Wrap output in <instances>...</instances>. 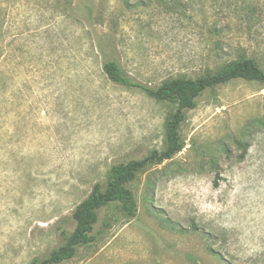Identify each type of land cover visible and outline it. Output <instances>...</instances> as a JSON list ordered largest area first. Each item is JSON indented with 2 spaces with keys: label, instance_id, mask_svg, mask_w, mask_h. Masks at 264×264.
Masks as SVG:
<instances>
[{
  "label": "rangeland",
  "instance_id": "1",
  "mask_svg": "<svg viewBox=\"0 0 264 264\" xmlns=\"http://www.w3.org/2000/svg\"><path fill=\"white\" fill-rule=\"evenodd\" d=\"M240 57L264 69V0H0V264L47 256L112 164L164 148L174 104L105 59L156 87ZM180 136L62 264H264V83L207 90Z\"/></svg>",
  "mask_w": 264,
  "mask_h": 264
},
{
  "label": "trees",
  "instance_id": "2",
  "mask_svg": "<svg viewBox=\"0 0 264 264\" xmlns=\"http://www.w3.org/2000/svg\"><path fill=\"white\" fill-rule=\"evenodd\" d=\"M101 49V46L97 45V50ZM101 69L106 77L116 84L140 88L155 99L174 104V111L166 121L165 146L161 150H151L142 158H131L112 164L107 179L104 182H95L89 194L75 206L72 213V231H60L63 244L53 248L45 257L33 258L28 264H62L74 257L80 246L97 241L104 229L111 225L110 219L103 218L102 227L95 231L100 219L99 210L110 203L117 202L128 214H134L136 204L130 182L139 172L171 159L182 150L184 142L180 136V128L185 121L186 111L194 108L198 98L207 90L237 79L264 83V69L251 57L234 59L205 74L191 73L171 77L156 87L137 81L114 59H105Z\"/></svg>",
  "mask_w": 264,
  "mask_h": 264
}]
</instances>
